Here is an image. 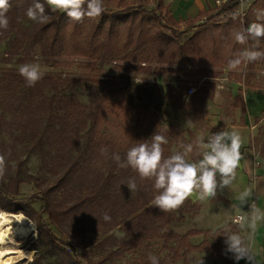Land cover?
<instances>
[{
	"label": "trees",
	"instance_id": "trees-1",
	"mask_svg": "<svg viewBox=\"0 0 264 264\" xmlns=\"http://www.w3.org/2000/svg\"><path fill=\"white\" fill-rule=\"evenodd\" d=\"M32 2L9 0V27L0 35V42L8 41L10 55H25L23 59L19 58L22 62L27 59L26 56L38 54L43 64L53 67L60 63L55 60L56 57L76 53L102 61L109 58L113 61L157 62L156 66L146 64L137 69L147 73L153 70L162 76L174 72L178 78L185 64L194 68L192 75L219 77L220 72L213 69L226 64L233 53L244 47L235 42L231 45L234 41L232 28L247 26L255 20L254 10L264 8V0H254L246 11L240 12L239 0L226 1L216 6L215 10L200 13L196 19L187 22L189 27H198L195 23L203 17L208 21L221 17V22L214 25H221L216 37L211 25L204 24L194 31L195 34L180 39L176 29L180 26L179 21L168 5L164 10L170 24L162 19L160 8L163 9V1H159L160 12L157 13L142 4L134 8L133 4L124 3V0H107L104 1L105 11L96 20L97 24L86 34L87 37L85 35L84 42H77L75 29L80 24L91 23L92 19L86 18L82 23L72 22L66 14L52 12L46 6L48 22L34 23L25 15ZM234 13L239 14L236 20L232 19ZM140 16L143 19L138 20ZM145 19L152 25L148 26ZM162 28L170 29L173 34L166 33ZM261 47L264 48V40H261ZM81 64L91 68L94 61H83ZM164 64L169 66L164 67ZM259 67L264 69V60L249 64L244 74L230 73L229 78L247 87L261 88L253 82L256 76L251 72ZM62 75L47 71L35 86L28 87L18 69L4 68L0 72V123L6 124V114L15 115L16 127L23 135L28 154L40 156L42 169L56 176L52 184L41 189V194L20 197L19 185L24 181L34 183L37 177L22 168L27 156L18 160L14 165L15 174L8 167L5 179L0 181V210L23 213L34 220L40 235L39 242L45 244L48 252L56 255L62 263L113 264L145 241L159 238L162 247L168 250L167 255L157 256L160 264L187 261L194 250L207 252L225 264H235L231 255L225 253L224 238L213 240L210 235L212 229H190L182 234L169 226L171 222L184 220L187 215L197 214L201 207L199 202L193 203L188 199L174 212H161L150 205L154 196L152 182H141L137 177L138 189L130 192L126 185L136 174L131 168L118 167L111 158L116 152L122 160L125 159L128 148L143 140L150 142L156 131L168 139V144L163 146L165 157L172 154V144L177 140H183V144L196 140H185V130L180 125L171 128L162 126L156 112L147 106L133 105L123 82L115 77L89 79ZM176 81V85L167 83L165 99L176 102L179 107L185 108L191 119L203 123L207 113L204 103L214 95V91L210 92L213 90L210 85L213 84H203L188 96L192 86L179 79ZM81 94L87 96L88 103L81 101ZM112 103H115L114 113L122 123V133L118 135L107 134L104 130L106 116L112 113ZM230 107H241L242 117L238 123L245 125L247 108L242 93L233 98ZM253 140L264 156V129ZM2 146L3 143H0ZM102 148L108 149L107 155L101 154ZM38 202L41 204L37 208L35 204ZM104 213L111 216L109 222L103 220ZM44 214L48 215V221L44 220ZM116 227L124 232L122 237L112 234ZM89 233H95L96 237H91ZM199 234L204 238L194 245L191 236ZM79 255L81 258H77ZM123 264H150V261L144 257Z\"/></svg>",
	"mask_w": 264,
	"mask_h": 264
},
{
	"label": "clouds",
	"instance_id": "clouds-1",
	"mask_svg": "<svg viewBox=\"0 0 264 264\" xmlns=\"http://www.w3.org/2000/svg\"><path fill=\"white\" fill-rule=\"evenodd\" d=\"M46 6L52 12L66 14L70 21L76 23H82L86 18L96 19L105 11L104 0H33L25 12L27 19L38 24L47 23ZM10 7L9 0H0V35L9 27L7 14ZM238 15L234 13L232 19L236 20ZM254 16L253 22L231 32L234 42L244 47L227 61L228 71L243 70L249 64L264 60V48L261 47V40H264V8L255 9ZM18 73L28 87L35 86L45 75L37 62L20 65ZM166 144L167 137L156 131L150 142L143 140L128 148L125 159L122 160L116 152L112 153L111 158L118 167L131 168L136 174L127 182L130 192L138 189L137 177L141 182L151 181L154 196L150 205L170 213L181 208L190 197L195 196L200 203H206L225 189L232 191L237 169L244 159L241 152L243 139L237 128H225L194 143L182 144V150L167 157L163 147ZM100 151L102 155L108 153L107 148ZM8 167L7 156L0 153V181L5 179ZM256 188L254 180L236 196L239 204L232 205L231 213L234 215L230 220L220 223L210 232L213 240L224 238L225 253L230 254L236 264L241 260L247 264H258L255 235L258 225L264 223V210L252 199ZM244 205L248 206L246 212L243 211ZM102 218L105 222L111 220L108 213H104ZM148 259L150 264H160L156 255L149 254ZM191 264H204L203 256L193 257Z\"/></svg>",
	"mask_w": 264,
	"mask_h": 264
},
{
	"label": "rangeland",
	"instance_id": "rangeland-1",
	"mask_svg": "<svg viewBox=\"0 0 264 264\" xmlns=\"http://www.w3.org/2000/svg\"><path fill=\"white\" fill-rule=\"evenodd\" d=\"M107 1V0H104ZM160 0H124V3H131L133 4L134 8H139L142 4L143 6H147L149 9H155L158 12H162V19L169 25L170 22L167 19V15L165 12V6L168 4L169 0H161L163 1V9L160 8V11L158 9V4ZM244 3H240V12L246 11L247 8H249L250 4L253 2L252 0H243ZM140 4V5H139ZM216 6L219 4L215 2ZM143 19L142 16L138 18V20ZM96 19H92L91 23H83L80 24L75 29L76 34V41L77 42H84L85 35L90 33L93 26L97 24L98 21ZM145 23L149 26L152 25V22L145 19ZM201 18L196 22L195 24H198V27H189L187 22L186 25L183 23L179 26V28H176L178 30V36L180 39H185L191 34L194 33L199 27H203L202 25H211L210 28L214 31V37L217 35L221 25L214 26L221 22V17H214L213 19ZM206 22V23H205ZM242 21H240L241 23ZM86 26V27H85ZM85 27V29L83 28ZM236 27V26H235ZM166 33L173 34L172 31L168 28H162ZM234 28H232L233 30ZM124 32V30H123ZM180 32V33H179ZM195 34V33H194ZM222 34V33H221ZM87 37V35H86ZM99 39H103L102 36H99ZM82 44V43H81ZM210 44V43H208ZM234 44V41L231 42V45ZM243 49V48H242ZM239 51V50H238ZM204 54V53H203ZM25 55H22L19 57L18 55H15L14 53L10 55L8 52V41L4 40L0 42V72L4 68H16L24 63L29 62H37L41 65L42 70L44 72H56V73H62V76H71V77H87L89 79L92 78H111L115 77L119 79L121 82H123L127 95L129 99L131 100L133 105H144L147 106L151 111L156 112L159 122L162 124V126L166 128H171L176 125H180L185 130V140H197L201 137H206L214 130H222L223 127L227 126L230 121L233 120L234 123H238L242 117V111H239L238 118L233 117L234 111L236 108L230 107V104L233 102V98H231L230 93H228L226 90V85L232 80V78H229L230 73L240 72L241 74H244L245 69L238 70V71H228L227 70V63L221 66H218L214 68L213 70H216V72H220V78L222 79L223 75H227L229 79L219 80L217 78H209V77H203V76H196L192 75L191 70L194 68L188 64H185V66L182 68V75H180L178 78L177 75L174 72H167L163 76L164 78V84L162 85L163 88L160 87L158 80L161 78V75L156 74L153 70L150 72H144L137 67L141 66H156L159 63L157 62H139V61H131L128 59H117V60H110L109 58H105L102 60L100 59H88L80 54L76 53H65L61 56H58L55 58V60H58L60 63L55 66H49L46 64H43V60L40 58V55L35 54L31 56H26V60L22 62L19 58H24ZM227 57V56H226ZM8 58V59H5ZM18 59L20 61H18ZM94 61V65L91 68L84 67L81 63L83 61ZM110 60V61H109ZM164 67H168L169 64H164ZM201 68L203 66H200ZM153 68V67H152ZM193 68V69H192ZM253 74H255V78H253V82L257 83L261 89L264 90V69L263 68H256L253 71H251ZM233 76V75H232ZM231 77V76H230ZM234 77V76H233ZM179 79L181 81L187 82L188 86H193L196 88L201 87V85L208 84L209 82L213 85H210L213 90H210V92L214 91V95L212 98L209 99L213 101L210 104H207L208 108L212 109V112H209L208 109L206 110L207 113L204 114V122L200 123V121L196 119H191L189 115H187L185 108L179 107L176 102L172 100L165 99V93L167 91V83H175L176 80ZM236 82V81H235ZM166 84V85H165ZM243 84V83H242ZM223 85V87H222ZM216 90L222 92L216 94ZM230 92V91H229ZM202 93V92H201ZM188 94V93H187ZM222 94V95H221ZM205 95V94H204ZM202 95V96H204ZM189 96V95H188ZM80 99L84 103H88V98L85 94L80 95ZM208 99V100H209ZM119 99H117L118 101ZM206 103V102H205ZM204 103V105H205ZM222 107L221 113H218V109ZM112 113L109 112L106 116L105 123H104V130L107 134L112 135H118L122 133V123L119 118L114 113V107L115 103H112L111 106ZM116 108V107H115ZM205 108V107H204ZM241 109V107H238ZM216 110V111H215ZM218 111V112H217ZM253 110L249 113L250 117L253 115ZM215 115L218 117L215 118ZM16 116L12 115L11 113L6 114V119L4 122L6 124L0 123L2 129L0 130V143H3V146L0 147V153L5 154L8 159V165L10 167V172L12 174H15L16 168L14 167L15 163L20 159H25L27 156V161L24 163L23 167L24 169L28 170L29 173L33 174L37 177L36 181L34 183H27L22 182L19 185V192L20 197H29L32 194L40 193L41 189L52 184L56 176L54 174H50L47 172L46 169H42L41 165V158L37 154H28L27 152V146L26 142L23 139V135L19 134V129L16 127ZM239 119V120H238ZM261 120V121H260ZM255 123L257 122L258 126H255L252 128L250 125L248 127H241L239 124H237L240 127H237V129L241 132L242 139L243 140H253L259 132H261L264 129V114L261 113L259 118L257 120H254ZM246 126V125H245ZM227 128H232L231 125H229ZM178 142H175L172 144V153L175 151H180L181 145L184 143L183 140H177ZM10 153V155H9ZM245 183H241V186H246V188L253 183V181H256V177L252 180H249L247 177L244 179ZM134 193V192H132ZM252 199H255V196L252 197ZM41 203L38 202L35 204V206L38 208ZM3 212H7L4 210H1ZM11 223L10 225L15 230L18 226V217L17 215L21 213H14V212H7ZM11 214V215H10ZM22 215L26 216L22 213ZM16 217V218H15ZM29 220V223L33 224L34 230H31L29 233V236L22 237L19 234L13 233L11 235V238L13 240V243L8 244V249L11 250H32L35 251V254L21 262L20 264H67L62 263L60 260H58V257L56 255H52L48 252V247L40 243V235L37 230L36 222L32 219H30L28 216H26ZM44 220L48 221V215L44 214L43 216ZM202 218V216H201ZM207 218L203 217L202 221L203 223H207ZM190 224H186L183 226H188ZM56 233L61 236V238H64L65 240H68V242L71 243L69 239H67L65 236H62L58 231ZM91 237H96L95 233H89ZM112 234H114L117 237H122L124 235V232L120 229V227H116ZM264 241V239H263ZM264 245V244H263ZM257 246V242H255V247ZM261 246V245H259ZM258 247V246H257ZM256 247V248H257ZM94 248V246H92ZM80 251L78 250V253ZM167 249H164L162 247V240L159 238L152 239L151 241H145L141 246L136 248L135 250L127 252L123 258L116 259L113 264H123L124 262L132 261L137 258H144L148 257L149 254L156 255V256H164L168 253ZM259 253V252H258ZM260 254V253H259ZM261 255V254H260ZM77 258H81V256H77ZM261 264H263L261 262Z\"/></svg>",
	"mask_w": 264,
	"mask_h": 264
},
{
	"label": "crops",
	"instance_id": "crops-1",
	"mask_svg": "<svg viewBox=\"0 0 264 264\" xmlns=\"http://www.w3.org/2000/svg\"><path fill=\"white\" fill-rule=\"evenodd\" d=\"M250 1V0H249ZM254 1V0H252ZM168 7L170 11L172 12L173 16L179 21V24L182 25L183 23L188 22L189 20L196 19V17L200 13L204 12H211L212 10H215L216 4L215 0H169L168 1ZM204 18V17H203ZM200 20V19H199ZM198 22V20H197ZM164 76L161 75V78H159L158 83L161 88H163L164 84ZM219 80H227L229 79L228 76L223 75L222 79L218 77ZM172 83V82H171ZM174 85L177 84V82L172 83ZM166 85V84H165ZM223 87V85H222ZM226 90L228 93H230L231 98H234L237 94L242 93L244 96V101L246 104V114H245V125H240L239 123L233 124V120L229 122V124L224 129L227 128L229 125L235 128L237 127H248L249 125L251 127L258 126L257 122L255 123L254 120H257L256 118L259 117L264 109V90L261 88H253V87H247L242 83L230 81L226 85ZM216 94L220 91L216 90ZM230 91V92H229ZM223 94V93H222ZM221 94V95H222ZM224 95V94H223ZM210 99L206 101L204 107L209 112H212L211 108L207 107V104L212 103ZM242 111V109H239L238 107L234 111V117L238 118L239 111ZM253 110V115L250 117L249 113ZM216 111V110H215ZM219 111V112H218ZM218 113H221L222 107L218 109ZM212 113H215L214 111ZM216 114V113H215ZM218 116L215 115V118ZM239 120V119H238ZM261 121V120H260ZM239 124L240 126H238ZM241 152L244 156V159L241 161V166L237 169L236 179L232 185V191L229 189H225L222 194H218V196L210 200L206 203H200L196 200L195 196L190 197L189 200L194 202H199L201 207L200 210L197 212V214L193 216L187 215V217L182 221H174L169 224V226L178 233H185L190 229H213L220 223L230 220L231 215H234V213H231L232 205H238L239 201L236 199V196L239 195L240 192L246 189V186H241V183H245V178L247 177L249 180H252L256 177V195L255 200L257 205L264 210V156L261 155L259 148H256L254 145V140H243V145L241 148ZM254 154L257 155V158H255ZM258 196V198H257ZM248 206H243V211H247ZM207 218V223H203L202 218ZM190 224L188 226H183L186 224ZM204 236L202 234L199 235H193L191 236V242L196 245L199 244L203 240ZM264 223H261L258 225L257 232L255 235V242H257V248L256 250L259 252L260 249H263V254H258L257 256V262L258 264H261V262L264 264ZM261 245V246H259ZM195 256H203L204 263H210L215 262L216 264H225L223 260L213 258L209 253L207 252H201L194 250L188 255L187 261H177L175 264H191V259ZM236 264V263H235ZM239 264H247L245 260L239 261Z\"/></svg>",
	"mask_w": 264,
	"mask_h": 264
},
{
	"label": "bare ground",
	"instance_id": "bare-ground-1",
	"mask_svg": "<svg viewBox=\"0 0 264 264\" xmlns=\"http://www.w3.org/2000/svg\"><path fill=\"white\" fill-rule=\"evenodd\" d=\"M17 217L18 226L14 230L10 225L11 220L8 213L0 210V264H20L35 254V251L32 250L19 249L14 251L8 249V244L13 243L11 238L13 233L19 234L22 237H27L30 231L34 230L33 224L29 223L26 216L21 213L17 215Z\"/></svg>",
	"mask_w": 264,
	"mask_h": 264
},
{
	"label": "built area",
	"instance_id": "built-area-1",
	"mask_svg": "<svg viewBox=\"0 0 264 264\" xmlns=\"http://www.w3.org/2000/svg\"><path fill=\"white\" fill-rule=\"evenodd\" d=\"M226 1H229V0H215V2H217L219 5H221V4H223V3H225ZM241 3H244V1L243 0H239ZM196 91V88L195 87H191L189 90H188V94L187 95H191L193 92H195ZM253 128V127H252ZM216 131H218V130H214V131H212L211 133H213V132H216ZM210 133V134H211ZM209 134V135H210ZM254 156H255V158H257V155L256 154H254ZM259 253L260 254H263V249H260L259 250ZM80 256V255H79Z\"/></svg>",
	"mask_w": 264,
	"mask_h": 264
}]
</instances>
